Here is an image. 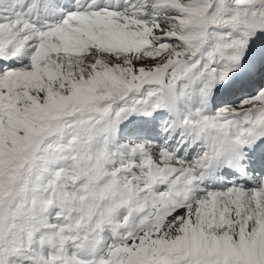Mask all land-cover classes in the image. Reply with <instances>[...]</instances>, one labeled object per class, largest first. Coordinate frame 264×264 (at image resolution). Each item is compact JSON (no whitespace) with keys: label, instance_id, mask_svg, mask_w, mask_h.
I'll return each instance as SVG.
<instances>
[{"label":"snow or ice","instance_id":"1","mask_svg":"<svg viewBox=\"0 0 264 264\" xmlns=\"http://www.w3.org/2000/svg\"><path fill=\"white\" fill-rule=\"evenodd\" d=\"M0 264H264V0H0Z\"/></svg>","mask_w":264,"mask_h":264}]
</instances>
